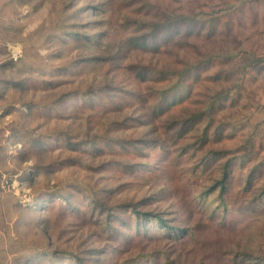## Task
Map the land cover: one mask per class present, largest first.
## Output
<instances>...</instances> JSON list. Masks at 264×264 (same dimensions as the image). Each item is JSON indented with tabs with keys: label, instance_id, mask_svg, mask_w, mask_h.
<instances>
[{
	"label": "rangeland",
	"instance_id": "1",
	"mask_svg": "<svg viewBox=\"0 0 264 264\" xmlns=\"http://www.w3.org/2000/svg\"><path fill=\"white\" fill-rule=\"evenodd\" d=\"M262 2L0 0V264H264ZM232 12L219 26L241 25L205 37ZM150 23L191 30L151 38ZM210 58L186 81L191 94L167 92L159 117L166 98L156 114L146 101L162 84L130 68ZM217 70L228 79L205 78ZM207 97L206 145L188 146L202 123L174 142L171 121L205 112ZM225 166L222 206L209 188ZM104 207L124 222L110 228ZM134 208L176 235L139 224Z\"/></svg>",
	"mask_w": 264,
	"mask_h": 264
},
{
	"label": "trees",
	"instance_id": "2",
	"mask_svg": "<svg viewBox=\"0 0 264 264\" xmlns=\"http://www.w3.org/2000/svg\"><path fill=\"white\" fill-rule=\"evenodd\" d=\"M264 7V0L262 2V5ZM264 12V11H263ZM235 13H231L230 16L228 17H214L213 19L209 20L205 25L207 26L208 33L205 35L206 38H210L212 35H214L216 32L219 31L222 34H227L232 31L233 28L237 25H241L243 21L241 20V16H237L232 19L225 20L223 22V27H220L219 24L221 22V19H226L229 17H233ZM188 26V25H184ZM148 28L151 31V38L158 37L162 39H170L176 36V34L181 33V35H186L189 33L191 29H185L184 31L186 33L183 34V31L177 27H172L170 25L162 26L161 28L154 27L151 23L148 25ZM216 62L212 61V58L207 59V60H202V61H196L195 63H185L183 67H178V68H161V69H149L148 66L146 65H132L130 68L135 74L138 76H146L149 74V76H152L151 78L158 82L161 83L162 86H156L153 87L150 91V97L147 98L146 102L155 104L154 105V111L153 113L156 114V112L160 109V106L158 104L159 102V96L163 99L166 98L165 104H167V107L160 111V113L156 116H164L171 110L170 105H168L170 102V97L169 94L176 89H179V91H185L191 94L193 85L188 84L186 85V81L188 79H192L195 82H198L204 76L206 71H209L214 68ZM225 71L221 72L217 70L214 73L207 74L205 75V78H208V80H220V78H227L224 76ZM228 79V78H227ZM167 92L169 94H167ZM212 94H208L206 96H210ZM138 97L140 95H137ZM158 100V101H157ZM217 100L215 97H207L204 100V105L206 106V111L205 112H198L195 113L194 111L190 112L185 119L183 120L182 117L175 118L171 121L170 123V128L169 132L172 135V139L174 142H179L184 138L185 134L189 133V138L193 137V130L198 128L199 124L202 123V127L198 128L200 132H198L196 135H194V140L188 145L190 147H197L201 146L204 147L209 139V134H210V129L212 127V117H210L211 113V108L214 105V101ZM225 100V97H224ZM182 103V102H181ZM231 173V168L226 167L222 172V176L220 179L216 180V182L210 187L209 189L211 190L210 193H213L217 188H219L220 192L222 193L219 197V199L222 200L221 205L226 206L227 204V197L225 195L228 187V178L229 174ZM215 194V193H213ZM95 200V199H93ZM99 207V206H98ZM103 208L102 206H100ZM103 214H104V219L106 223L109 225L110 228L112 227V224L114 222V217L115 219L119 222L120 220L124 222V219H121L120 213H113L109 212L108 208L103 209ZM135 216L137 222L140 224L142 221H147V220H152V219H157L158 221H161L163 223V228L165 229H170L167 233L172 234L173 236L176 235V225H172L169 223H166L164 219H162L157 212L153 211H139L138 209L134 208L133 211L130 212V217ZM138 225V224H137ZM45 254V253H44ZM45 256V255H44ZM41 258L39 259H33L32 261L36 263H42L40 261Z\"/></svg>",
	"mask_w": 264,
	"mask_h": 264
},
{
	"label": "built area",
	"instance_id": "3",
	"mask_svg": "<svg viewBox=\"0 0 264 264\" xmlns=\"http://www.w3.org/2000/svg\"><path fill=\"white\" fill-rule=\"evenodd\" d=\"M14 54H15V56H17V55H18V54H17V52H15Z\"/></svg>",
	"mask_w": 264,
	"mask_h": 264
}]
</instances>
